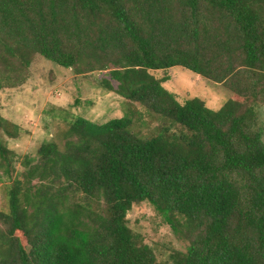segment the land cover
Listing matches in <instances>:
<instances>
[{
	"label": "trees",
	"instance_id": "16d2710c",
	"mask_svg": "<svg viewBox=\"0 0 264 264\" xmlns=\"http://www.w3.org/2000/svg\"><path fill=\"white\" fill-rule=\"evenodd\" d=\"M38 55L99 76L124 116L69 114L17 172L0 115V264H264V0H0V91ZM175 67L233 98L180 103L155 75ZM144 202L185 249L160 261L131 229Z\"/></svg>",
	"mask_w": 264,
	"mask_h": 264
},
{
	"label": "rangeland",
	"instance_id": "374dc122",
	"mask_svg": "<svg viewBox=\"0 0 264 264\" xmlns=\"http://www.w3.org/2000/svg\"><path fill=\"white\" fill-rule=\"evenodd\" d=\"M29 69V79L25 85L0 91V115L20 125L22 130L19 138L3 137L8 148L18 154L14 161L17 172L25 170L22 165L25 156L36 157L42 143L57 140L59 134L67 130L69 114L81 115L99 124L124 116L125 100L97 87L102 80L96 74L76 76L73 69L63 68L39 55ZM155 75L159 79L164 75L170 77L164 82V87L180 103L199 98L209 108L219 110L233 98L230 90L223 85L182 67H175L169 72H155ZM258 112L257 126L263 131L264 140V105L258 107ZM147 120L150 121V118L147 117ZM156 125L157 122L144 131ZM2 208H5V195L0 182V210ZM127 219L131 229L160 255V261L169 259V251L174 247L185 249L189 245L186 241H179L163 217L146 202L136 205Z\"/></svg>",
	"mask_w": 264,
	"mask_h": 264
}]
</instances>
